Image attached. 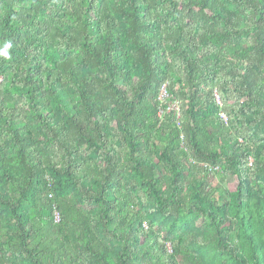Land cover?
<instances>
[{
	"label": "trees",
	"instance_id": "obj_1",
	"mask_svg": "<svg viewBox=\"0 0 264 264\" xmlns=\"http://www.w3.org/2000/svg\"><path fill=\"white\" fill-rule=\"evenodd\" d=\"M7 40L0 264H264V0H0Z\"/></svg>",
	"mask_w": 264,
	"mask_h": 264
},
{
	"label": "clouds",
	"instance_id": "obj_2",
	"mask_svg": "<svg viewBox=\"0 0 264 264\" xmlns=\"http://www.w3.org/2000/svg\"><path fill=\"white\" fill-rule=\"evenodd\" d=\"M12 49H13V43L11 40H7V41L3 42V46L0 47V57L4 58L6 60H10L12 58L11 57Z\"/></svg>",
	"mask_w": 264,
	"mask_h": 264
},
{
	"label": "built area",
	"instance_id": "obj_3",
	"mask_svg": "<svg viewBox=\"0 0 264 264\" xmlns=\"http://www.w3.org/2000/svg\"><path fill=\"white\" fill-rule=\"evenodd\" d=\"M2 82H3V77L2 76H0V85L2 84ZM167 97V94H166V90H165V88L162 90V92H161V100H165V98ZM178 110V109H177ZM222 118L227 122V118L224 116V115H222ZM55 219H56V222H59L60 221V216H59V214L58 213H56V216H55Z\"/></svg>",
	"mask_w": 264,
	"mask_h": 264
},
{
	"label": "rangeland",
	"instance_id": "obj_4",
	"mask_svg": "<svg viewBox=\"0 0 264 264\" xmlns=\"http://www.w3.org/2000/svg\"><path fill=\"white\" fill-rule=\"evenodd\" d=\"M172 108L175 109V110L178 109L177 106H176V104H173V105H172ZM230 182H231V181H230ZM168 246H169V245H168Z\"/></svg>",
	"mask_w": 264,
	"mask_h": 264
}]
</instances>
